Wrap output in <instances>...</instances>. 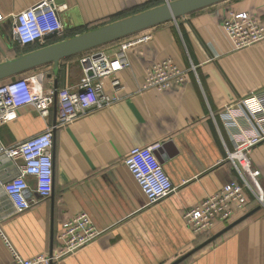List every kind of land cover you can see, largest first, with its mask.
I'll use <instances>...</instances> for the list:
<instances>
[{
	"label": "crops",
	"instance_id": "0c3cea01",
	"mask_svg": "<svg viewBox=\"0 0 264 264\" xmlns=\"http://www.w3.org/2000/svg\"><path fill=\"white\" fill-rule=\"evenodd\" d=\"M39 1L0 0L4 17L0 64L58 43L50 44L57 39L52 38L42 47H23L13 35L14 16ZM152 1L65 0L64 36L73 38L109 25L119 20L118 15L140 14ZM172 1L162 0L161 5ZM228 10L264 21V0H228L138 33L131 37L150 40L128 52L131 67L118 74L123 86L116 91L115 105L64 128L57 127V104L47 117L29 106L0 127V220L23 258L56 252L64 223L87 214L102 235L56 264H175L231 223L257 211L179 264H264V207L252 195L244 213L212 232L195 234L184 221L187 210L240 180L228 155L236 143L257 134L252 114L258 104L249 97L264 91V42L235 51L221 26ZM117 45L101 50L111 52ZM82 56L61 61L58 71L48 65L19 77L44 74L46 88L73 89L83 76ZM168 59L188 72L186 83L162 93L141 91L147 69ZM105 91L114 94L109 80ZM50 128L54 129L53 194L42 199L34 179H28L36 204L17 213L4 184L18 174V163L2 154V147ZM154 145H159L157 158L176 192L149 205L124 162L134 148ZM251 159L261 171L264 190V143L253 150ZM10 263L11 253L0 237V264Z\"/></svg>",
	"mask_w": 264,
	"mask_h": 264
},
{
	"label": "built area",
	"instance_id": "2783aa9c",
	"mask_svg": "<svg viewBox=\"0 0 264 264\" xmlns=\"http://www.w3.org/2000/svg\"><path fill=\"white\" fill-rule=\"evenodd\" d=\"M65 9L66 6H57L54 0H41L14 16L13 35L23 47H42L49 39L62 38L66 30L61 13ZM3 20L4 17L0 14V22ZM221 26L225 35L232 41L235 51L264 42V21L259 22L248 13L225 11ZM149 40V36L129 37L120 40L111 52L98 48L83 53L80 60L83 76L73 89L58 92L53 88H46L44 74L1 82L0 127L17 119L19 110L29 106L43 117H47L57 104V127L60 128L74 123L90 112L112 107L119 101L116 91L123 86L118 74L131 67L128 52L139 45H145ZM192 70H195V67ZM187 78L188 72L168 59L154 63L147 69L141 91L166 92L175 85H184ZM106 80L110 81L115 90L112 95L105 91ZM249 98L258 104L252 114L257 134L236 143L235 150L227 158L234 165L240 180L230 182L197 207L186 211L184 221L195 234L212 232L220 225L230 224L238 214L246 211L251 195L264 207L261 171L254 167L251 159L253 150L264 143V91ZM53 130L47 129L12 147H2V154L18 163V174L4 184V190L17 213H23L36 204V200L29 195L28 179H34L36 191L42 199H47L53 194ZM158 148L159 145L134 148L124 162L149 205L167 199L176 192L157 158ZM101 235L102 232L93 226L89 216L80 214L64 223L58 236L59 247L56 252L25 259L4 233L0 220V237L11 253L10 264H56L95 243Z\"/></svg>",
	"mask_w": 264,
	"mask_h": 264
},
{
	"label": "water",
	"instance_id": "95a60500",
	"mask_svg": "<svg viewBox=\"0 0 264 264\" xmlns=\"http://www.w3.org/2000/svg\"><path fill=\"white\" fill-rule=\"evenodd\" d=\"M226 1L228 0H175L167 2L159 7L33 51L16 59L6 60V62L0 64V83L48 65H53L54 69L58 71L61 61L65 59L134 36L156 26L177 21L180 18H184L190 14ZM54 3L57 6H61L65 3V0H54ZM90 76H92V73ZM256 212L257 211H253L231 223L220 233L216 234L206 243L187 254L175 264H179L194 253L213 243L216 239L251 217Z\"/></svg>",
	"mask_w": 264,
	"mask_h": 264
},
{
	"label": "trees",
	"instance_id": "16d2710c",
	"mask_svg": "<svg viewBox=\"0 0 264 264\" xmlns=\"http://www.w3.org/2000/svg\"><path fill=\"white\" fill-rule=\"evenodd\" d=\"M153 3H150V7H148L146 10H150V9H153V8H156V7H159V6H161V2H162V0H153L152 1ZM136 14H139V13H136ZM136 14H133L132 16H134V15H136ZM124 15H118L117 17H115V18H118L119 20H117V21H120V20H122V19H125V18H127V16L126 17H123ZM131 16V15H130ZM123 17V18H122ZM117 21H114V22H117ZM113 22V23H114ZM129 38V37H128ZM117 42H119V41H117ZM109 45V44H108ZM107 46V45H106ZM103 47H105V46H103ZM100 48H102V47H100ZM99 48V49H100ZM8 81V80H7ZM7 81H4V82H2V83H5V82H7Z\"/></svg>",
	"mask_w": 264,
	"mask_h": 264
},
{
	"label": "rangeland",
	"instance_id": "374dc122",
	"mask_svg": "<svg viewBox=\"0 0 264 264\" xmlns=\"http://www.w3.org/2000/svg\"><path fill=\"white\" fill-rule=\"evenodd\" d=\"M109 24H111V23H109ZM101 28V27H100ZM96 29H98V28H96ZM93 30H95V29H93ZM90 31H92V30H90ZM90 31H87V32H85V33H88V32H90ZM84 34V33H83ZM65 38H68V37H62V38H57V39H55L54 41H51L50 42V44H52V43H55V42H58L59 43V41L60 40H62V41H64V40H67V39H65ZM69 39V38H68Z\"/></svg>",
	"mask_w": 264,
	"mask_h": 264
}]
</instances>
